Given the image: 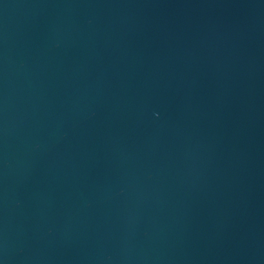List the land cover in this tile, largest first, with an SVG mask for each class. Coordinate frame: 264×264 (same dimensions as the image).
<instances>
[{
	"label": "water",
	"instance_id": "95a60500",
	"mask_svg": "<svg viewBox=\"0 0 264 264\" xmlns=\"http://www.w3.org/2000/svg\"><path fill=\"white\" fill-rule=\"evenodd\" d=\"M0 264H264V0H0Z\"/></svg>",
	"mask_w": 264,
	"mask_h": 264
}]
</instances>
